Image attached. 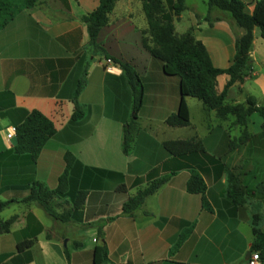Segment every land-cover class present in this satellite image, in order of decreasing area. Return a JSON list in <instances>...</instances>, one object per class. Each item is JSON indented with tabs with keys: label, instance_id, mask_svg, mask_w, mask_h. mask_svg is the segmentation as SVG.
Masks as SVG:
<instances>
[{
	"label": "crops",
	"instance_id": "0c3cea01",
	"mask_svg": "<svg viewBox=\"0 0 264 264\" xmlns=\"http://www.w3.org/2000/svg\"><path fill=\"white\" fill-rule=\"evenodd\" d=\"M242 1L252 14L258 0ZM163 2L176 33L191 30L216 67L230 66L236 40L245 30L229 11L210 6L208 0H183L185 7L177 17L178 0ZM99 4L100 0H38L0 30V200L12 201L0 211V221L11 220L9 229L0 233V264H247L255 216L264 232L262 117L252 113L245 128L235 116L221 118L201 99L187 96L191 123L170 126L166 119L179 108L181 78L167 74L163 62L142 44L141 30L147 28L143 0H118L98 42L108 57L133 65L144 82L135 146L130 154L124 153L132 93L121 67H107L106 57L94 52L83 19ZM263 41L256 27L250 72L244 82L228 89L227 103H246L253 97L257 105H264ZM85 75L87 83L77 101L86 106V114L73 120L75 90ZM228 80L226 73L217 77L219 93ZM33 110L56 127L36 161L15 150L16 132L9 129ZM192 137L203 142L206 154L177 157L164 147L167 140ZM232 140L237 141L234 147ZM68 152L74 157L70 188L53 202L60 203L55 207L58 213L71 212L67 220H60L24 198L36 181L58 187ZM193 169L206 181L209 209L202 194L187 190ZM103 170L123 174V181ZM168 174L169 180L138 209L123 210L130 196ZM230 174L244 189L240 204L228 197ZM79 191L86 193L85 199L74 207ZM188 228L191 233L172 253ZM26 242L29 245L20 248ZM102 246L105 258L102 251L96 252Z\"/></svg>",
	"mask_w": 264,
	"mask_h": 264
},
{
	"label": "trees",
	"instance_id": "16d2710c",
	"mask_svg": "<svg viewBox=\"0 0 264 264\" xmlns=\"http://www.w3.org/2000/svg\"><path fill=\"white\" fill-rule=\"evenodd\" d=\"M38 0H0V30L4 28L19 12L32 7ZM118 0H100L99 6L86 14L83 19L87 24L89 33V44L94 52L101 53L108 57L106 50L98 42L100 29L110 22V14L114 10ZM210 6H217L222 10L229 11L238 25L243 27L245 32L236 40V53L232 63L227 68L216 67L209 55L204 43L194 36L191 30L178 34L175 31L174 18L166 13L163 0H143V9L147 19V28L142 29V44L153 57L163 62L164 71L169 75H177L181 78L182 98L176 112L169 115L166 122L170 126H187L191 123V114L187 96L201 99L207 109L215 110L217 115L225 118L229 115L236 117V123L246 128L248 117L257 112L263 119L264 126V105H257L253 97H248L246 103L229 104L226 102L228 89L236 82H244L251 69V52L254 40V29L260 28L261 36L264 39V0H258L252 14L245 11V3L242 0H208ZM183 0H178L174 6V15L180 16L184 9ZM117 63L127 80L133 99V113L130 120L124 126V136L122 149L124 153L130 154L135 146L136 134L139 128L138 114L143 105L144 82L135 67L128 62L112 58ZM229 75L224 89L219 93L216 89L217 77L220 74ZM87 74V73H86ZM87 75L82 77L77 84L74 101L75 109L73 120L81 119L86 114V106L77 101V97L87 83ZM56 132L54 122L38 110L29 112L22 123L16 127L15 150L20 153L28 154L33 161H36L44 144ZM248 134L247 130L245 131ZM248 136V135H247ZM243 140V139H242ZM237 141L232 140L234 147ZM166 150L177 157L186 156L192 153L206 154L203 142L197 137L188 139L167 140L164 142ZM66 168L59 177L58 187L48 188L42 182H34L31 191L24 201H35L42 206L52 217L60 220H67L70 210L66 214L56 211L53 201L55 197H60L69 190L70 172L74 157L71 153L66 156ZM109 176L123 181L124 175L114 171L103 170ZM152 174V173H151ZM150 174V175H151ZM170 178V174L153 179L149 184L140 189L135 195L130 196L123 205L125 212L132 213L138 209L147 196L157 191ZM119 189L123 190L125 185L119 184ZM187 190L191 193L202 194V202L208 209L210 205L206 200L205 193L207 184L203 175L198 170H191V175L187 181ZM228 197L235 203L240 204L245 201L244 189L240 180L230 174V185L227 191ZM86 193L79 191L74 195V207H80L85 199ZM12 201L0 200V211ZM259 217L255 216L252 225L254 238L251 245V252L259 251L261 261L264 262V232L259 225ZM11 220L0 221V233L7 231ZM192 229H185L177 243L171 249L176 252L183 241L191 233ZM26 242L20 248L29 245ZM97 251L104 253L105 246L97 247Z\"/></svg>",
	"mask_w": 264,
	"mask_h": 264
},
{
	"label": "built area",
	"instance_id": "2783aa9c",
	"mask_svg": "<svg viewBox=\"0 0 264 264\" xmlns=\"http://www.w3.org/2000/svg\"><path fill=\"white\" fill-rule=\"evenodd\" d=\"M105 62L107 67L110 65L114 64V60L111 57H106ZM11 134H14L16 132V127L12 126L11 128ZM261 262V257H260V252L259 251H254L251 252L250 258L247 261V264H259Z\"/></svg>",
	"mask_w": 264,
	"mask_h": 264
},
{
	"label": "water",
	"instance_id": "95a60500",
	"mask_svg": "<svg viewBox=\"0 0 264 264\" xmlns=\"http://www.w3.org/2000/svg\"><path fill=\"white\" fill-rule=\"evenodd\" d=\"M250 255H251V251H248L245 258L248 260L250 258Z\"/></svg>",
	"mask_w": 264,
	"mask_h": 264
},
{
	"label": "rangeland",
	"instance_id": "374dc122",
	"mask_svg": "<svg viewBox=\"0 0 264 264\" xmlns=\"http://www.w3.org/2000/svg\"><path fill=\"white\" fill-rule=\"evenodd\" d=\"M264 42V41H263ZM258 114V113H257ZM257 116H260L259 114ZM60 203H56V202H53V205H55V207H58Z\"/></svg>",
	"mask_w": 264,
	"mask_h": 264
}]
</instances>
